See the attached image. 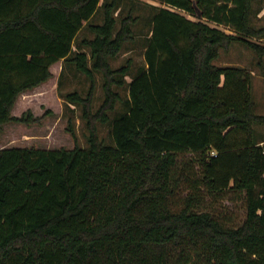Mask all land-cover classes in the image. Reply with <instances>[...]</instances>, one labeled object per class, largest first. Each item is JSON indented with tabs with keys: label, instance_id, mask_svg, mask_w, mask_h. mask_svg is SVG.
<instances>
[{
	"label": "trees",
	"instance_id": "16d2710c",
	"mask_svg": "<svg viewBox=\"0 0 264 264\" xmlns=\"http://www.w3.org/2000/svg\"><path fill=\"white\" fill-rule=\"evenodd\" d=\"M123 2L0 0V128L38 121L11 112L53 64L73 65L89 83L84 96H60L80 107L86 148L0 150V264H264V139L255 132L264 116L251 73L213 63L238 44L264 66V27L252 25L261 8L162 0L147 22L145 64L131 76V59L110 63L136 41L139 17L121 15ZM84 28L93 37L74 49ZM97 74L103 99L94 111ZM118 103L124 111L111 119ZM99 124L110 125L111 143ZM67 132L75 139L72 119ZM233 191L245 195L239 226L199 210Z\"/></svg>",
	"mask_w": 264,
	"mask_h": 264
},
{
	"label": "rangeland",
	"instance_id": "374dc122",
	"mask_svg": "<svg viewBox=\"0 0 264 264\" xmlns=\"http://www.w3.org/2000/svg\"><path fill=\"white\" fill-rule=\"evenodd\" d=\"M124 9L121 15H125L128 9H132L133 14L139 17L137 25L134 27L136 41L127 44L125 48L111 60V66L117 68L124 64L127 59L132 60V73L134 75L137 68L144 66V44L143 38L149 32V18L155 12V8L163 6L162 0H124ZM254 9L261 12L254 17L252 25L264 27V0H255ZM93 23L101 24L98 17H94ZM192 20L194 18L190 17ZM100 22V23H99ZM223 29V28H220ZM227 30L226 28H224ZM92 34L86 29H82L77 36L75 44L83 39H91ZM264 44V38L257 40ZM77 46H73L76 49ZM88 52L87 48H82ZM218 67L232 66L240 67L251 73V91L254 98L257 115L264 116V66L257 64L254 55L238 44L232 45L227 52H222L219 58L213 62ZM62 68V71H61ZM53 77L48 83L39 86L35 90L20 95L12 109L11 115L20 117L24 112L31 111L38 121L27 125L9 123L0 128V150L5 148L35 147L41 150H57L59 148L72 149L75 145L86 148V130L84 122L81 120V109L79 106H69L60 97L70 92L77 91L84 96L89 83L86 77L75 71L73 65L67 64L61 67V63L55 64L51 68ZM128 77L126 80L129 81ZM101 76L96 75V91L92 108L95 111L103 99L101 91ZM122 97L126 99L127 91H120ZM49 111L50 113H46ZM124 111L123 104L118 103L115 111L110 114L114 119ZM74 123L73 139L67 132L68 120ZM99 138L106 143H111L110 125H97ZM255 132L264 139V126L255 127ZM264 146V142L261 143ZM178 160L181 165L183 161ZM177 173V170H176ZM189 184H182L177 195L171 201V210L178 212L182 208V200L187 194ZM200 211H211L217 214L222 223L227 227L239 226L245 217V195L240 192H230L225 196H210L206 198Z\"/></svg>",
	"mask_w": 264,
	"mask_h": 264
},
{
	"label": "crops",
	"instance_id": "0c3cea01",
	"mask_svg": "<svg viewBox=\"0 0 264 264\" xmlns=\"http://www.w3.org/2000/svg\"><path fill=\"white\" fill-rule=\"evenodd\" d=\"M101 22V21H100ZM99 22V23H100ZM81 32V31H80ZM80 32L78 33V35L80 34ZM77 35V36H78ZM77 36H76V38H77ZM76 38H75V40H74V43L72 44V46H78L79 44H78V41H77V43L75 44V41H76ZM60 63H61V67H63V62L62 61H59ZM59 62H57V63H59ZM57 63H55V64H57ZM55 64H53L51 67H50V72H51V68L53 67V66H55ZM61 71H62V68H61ZM51 74H52V72H51ZM52 77H53V74H52ZM51 77V78H52ZM51 78L48 80V81H50L51 80ZM48 81L46 82V83H48ZM46 83H44V84H46ZM44 84H42V85H44ZM42 85H40V86H42ZM38 88V87H37ZM37 88H35V89H37ZM34 89V90H35ZM29 92V91H28ZM27 93V92H26ZM22 95V94H21Z\"/></svg>",
	"mask_w": 264,
	"mask_h": 264
}]
</instances>
